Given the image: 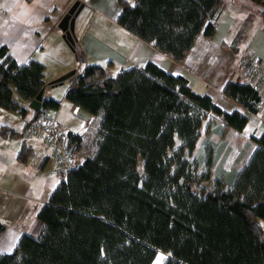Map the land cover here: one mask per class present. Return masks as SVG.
Wrapping results in <instances>:
<instances>
[{
	"label": "trees",
	"instance_id": "trees-1",
	"mask_svg": "<svg viewBox=\"0 0 264 264\" xmlns=\"http://www.w3.org/2000/svg\"><path fill=\"white\" fill-rule=\"evenodd\" d=\"M121 1L119 23L177 62L200 31L213 34L224 3ZM81 70L66 96L95 115L79 138L83 159L40 208V232L23 233L0 264H152L157 250L167 253L163 264H264V132L247 137L250 156L212 188L199 184L210 172L188 156L203 125L219 121L215 131L243 139L248 115L152 61L115 75L97 63ZM44 75L43 62L19 63L0 45V107L25 114L15 90L31 100ZM223 91L249 111L262 99L250 79H228Z\"/></svg>",
	"mask_w": 264,
	"mask_h": 264
},
{
	"label": "crops",
	"instance_id": "crops-1",
	"mask_svg": "<svg viewBox=\"0 0 264 264\" xmlns=\"http://www.w3.org/2000/svg\"><path fill=\"white\" fill-rule=\"evenodd\" d=\"M74 1L0 0V45H7L19 63L34 57L45 64V85L58 102L57 118L63 126L82 132L91 127L95 118L93 113L66 96L84 65L97 63L108 75H115L122 68L152 61L173 74L185 75L193 89L209 94L222 109L244 111L248 120L243 127L245 137L239 139L243 145L237 152V159L242 162L250 156L255 145L247 137L264 132V99L256 111H249L225 94L223 84L230 79L235 63L247 53L257 56L264 68V18L253 15L251 8L244 9L240 0H224L213 34L209 36L200 31L185 58L177 62L119 23L121 0H82L85 5L75 17L76 51L69 46L58 26ZM127 1L134 3L136 0ZM259 11L264 14V9ZM72 68H77L73 76L51 83ZM17 99L27 104L29 110L25 114L0 107V184H4L0 185V192L22 200L2 206L11 214L0 215L5 225L0 231V252L13 251L23 233L37 235L40 232L41 220L40 229L34 227L38 212L62 179L57 158L41 137L22 138L20 144L12 145L15 162L4 168L7 156L3 152L11 147L6 137H21L19 132L35 113L29 106L30 100L21 96Z\"/></svg>",
	"mask_w": 264,
	"mask_h": 264
},
{
	"label": "rangeland",
	"instance_id": "rangeland-1",
	"mask_svg": "<svg viewBox=\"0 0 264 264\" xmlns=\"http://www.w3.org/2000/svg\"><path fill=\"white\" fill-rule=\"evenodd\" d=\"M239 2V0H237ZM240 3L244 5V9L251 8L253 15L261 16L264 18L263 12H260V9H264V0H240ZM262 5L258 7V5ZM248 6V7H247ZM14 97H20L18 92L15 90ZM219 123L212 120L211 125L206 129V124L203 125L200 135L197 139V144L188 156L195 160L197 172H202L208 170L210 172V177L207 179L200 180L199 184L206 186L207 188H212L214 185L215 177H219L222 181L223 179L227 182L231 179L233 171L241 163L240 159H237V152L240 147L243 145L236 138L235 133L231 130H225L220 133L215 131L213 127L217 126ZM11 145V147L5 149L6 160L4 168H7L8 165H13L16 159L15 154L13 155L12 145L20 144L22 137L19 136H7L6 137ZM228 144V147L226 146ZM4 145V144H3ZM8 164V165H6ZM0 185H4L1 183ZM10 185V184H7ZM7 187V186H6ZM21 197L15 195L0 192V215L11 212L9 209L3 210L2 206L13 201L17 203L21 201ZM9 210V212H8ZM11 213H9L10 215ZM36 222L34 227L40 229V219L36 217ZM167 253L162 250H157L156 256L152 264H163V261Z\"/></svg>",
	"mask_w": 264,
	"mask_h": 264
},
{
	"label": "built area",
	"instance_id": "built-area-1",
	"mask_svg": "<svg viewBox=\"0 0 264 264\" xmlns=\"http://www.w3.org/2000/svg\"><path fill=\"white\" fill-rule=\"evenodd\" d=\"M75 48L78 51L77 46ZM230 79L233 81L250 79L264 99V68L260 66L258 57L253 53L245 54L235 63ZM52 99L49 87L45 85L39 112L24 126L22 137L24 139L41 137L54 152L59 175L64 178L69 170L74 169L82 161L83 153L79 138H84L89 128L75 132L63 126L58 121L57 107L51 103Z\"/></svg>",
	"mask_w": 264,
	"mask_h": 264
},
{
	"label": "water",
	"instance_id": "water-1",
	"mask_svg": "<svg viewBox=\"0 0 264 264\" xmlns=\"http://www.w3.org/2000/svg\"><path fill=\"white\" fill-rule=\"evenodd\" d=\"M85 5V2L82 0H75L73 4L68 8L65 14L59 20L58 26L63 31V37L69 44L71 48H75L77 35L75 32V17L78 15L80 10ZM77 68H72L71 70L61 74L60 76L56 77L51 81V83H55L66 78L73 76L76 73ZM45 88V84L41 87L39 92L33 97L30 102L29 106L34 110H39L42 104V95Z\"/></svg>",
	"mask_w": 264,
	"mask_h": 264
}]
</instances>
